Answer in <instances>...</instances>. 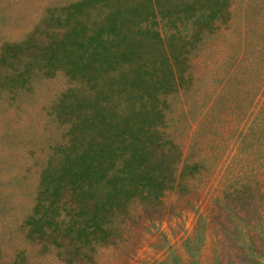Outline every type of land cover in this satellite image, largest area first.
Here are the masks:
<instances>
[{"label":"trees","instance_id":"16d2710c","mask_svg":"<svg viewBox=\"0 0 264 264\" xmlns=\"http://www.w3.org/2000/svg\"><path fill=\"white\" fill-rule=\"evenodd\" d=\"M236 10L264 45V0H73L2 46L5 88L57 71L70 82L53 103L64 141L40 171L23 264H97L101 250L131 253L191 213L188 263L167 244L155 264H197L207 245L210 264H264L258 56L244 40L222 73L204 80L198 70Z\"/></svg>","mask_w":264,"mask_h":264},{"label":"rangeland","instance_id":"374dc122","mask_svg":"<svg viewBox=\"0 0 264 264\" xmlns=\"http://www.w3.org/2000/svg\"><path fill=\"white\" fill-rule=\"evenodd\" d=\"M71 1L0 0V50L5 43L24 39L45 17L49 8ZM234 1L244 6L248 0ZM244 30L242 12L236 10L228 29L204 51L206 63L198 68L204 80H209L215 72L222 73L221 65L227 54L238 49L245 52V40L249 42L247 57H253L255 53L258 56L259 67L254 83L257 86L264 84L262 39L255 35L247 36ZM69 84L68 78L60 71L51 76H33L21 89L11 90L0 84V264H23L19 251L29 244L24 223L34 204L39 174L52 148L64 141L65 125L55 119L53 103ZM191 214L183 216L186 218L184 227L172 218L168 223L164 222L163 236L158 234L147 241H139L129 250L131 253L127 251L122 255L111 248L101 250L97 264L161 263L167 244L174 246L182 262L188 263L181 235L185 229L188 233L191 231ZM211 257V248L207 245L201 251L197 264H210ZM25 264L58 263L51 258L42 260L29 256Z\"/></svg>","mask_w":264,"mask_h":264}]
</instances>
